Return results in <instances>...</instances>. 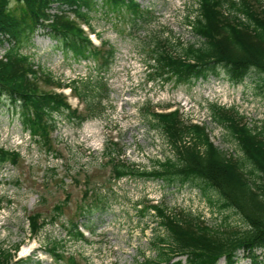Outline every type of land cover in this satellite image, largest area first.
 I'll return each instance as SVG.
<instances>
[{
  "label": "rangeland",
  "instance_id": "374dc122",
  "mask_svg": "<svg viewBox=\"0 0 264 264\" xmlns=\"http://www.w3.org/2000/svg\"><path fill=\"white\" fill-rule=\"evenodd\" d=\"M138 3L150 11L148 22L140 20L138 28L126 10L118 14L100 6L89 12V23L104 43L100 48L114 49V57L102 72L97 66L104 60L96 61L97 66L92 60L78 62L44 29H36L30 39L22 37L21 53L57 80L69 83L91 78L93 90L98 89L96 79L104 83L95 91L104 99L101 117L78 127L68 119V113L56 115L54 153L30 138L12 102L0 98V148L21 153L16 166L5 164L0 170V248L20 247L19 257H28L30 264H69L71 255L78 264H138L146 257L153 258L152 242L156 234L164 231L154 212L141 217V211L149 205L164 206L172 213H191L215 229L243 227L233 209L222 207L223 201L214 189L204 192L196 183L181 186L162 180L112 177L104 156L111 141L123 150L124 161L143 169H152L156 161L172 157L163 137L150 128L141 113L145 104L160 112L169 105L170 110L180 108L186 120L204 124L211 141L235 157L241 156L238 147L211 119L207 106L218 103L235 107L250 124L264 123L263 74L252 71L236 84L220 66L218 75L207 80L176 85L159 70L152 53L158 39L169 38L175 45L178 40L200 44L185 22L188 11L196 7L195 0ZM22 11V4L10 0L13 16L20 17ZM56 11L58 6L51 12ZM8 47V42L0 44V58ZM173 49L176 53V47ZM68 100L73 108L82 109L83 103L74 96ZM83 208L85 213L81 214ZM37 215L47 225L38 236L31 237L28 218ZM76 223L85 231V240L70 236ZM54 244L58 252H65V260L51 255ZM237 261L264 264V254L259 251L252 257L239 252ZM218 264H226L225 259Z\"/></svg>",
  "mask_w": 264,
  "mask_h": 264
},
{
  "label": "trees",
  "instance_id": "16d2710c",
  "mask_svg": "<svg viewBox=\"0 0 264 264\" xmlns=\"http://www.w3.org/2000/svg\"><path fill=\"white\" fill-rule=\"evenodd\" d=\"M17 1L23 5L20 17L11 14L10 0H0V42L10 43L0 60V98L12 102L23 130L33 141L52 151L50 134L56 128L55 115L67 112L68 118L78 120V125L100 117L103 99L95 91L104 83L96 79L95 90L91 88V78L63 84L45 69H35L34 61L20 51L22 37L30 39L36 29H44L78 62L92 60L97 66L96 61L104 60L97 66L102 72L114 57V51L93 48L70 13L89 22V12L100 6L106 12L118 14L126 10L134 27L138 26L137 21L148 22L150 14L140 8L137 0ZM195 3L185 22L200 44L178 40L175 45L165 38L158 39L152 50L167 80H174L177 85L207 80L218 75L220 66L236 84L252 71L264 75V0H195ZM54 6H58V11L52 13ZM67 85L85 102L84 114L72 110L62 93L51 90ZM207 108L211 119L236 144L240 157L219 149L211 141L207 127L186 120L180 110L157 112L149 104L140 108L141 113L150 128L163 137L172 157L156 161L152 169H143L124 161L123 150L113 141L107 145L104 156L114 179L144 178L181 186L196 183L204 192L214 189L223 201L222 207L233 209L241 217L243 227L215 229L191 213H172L164 206L149 205L141 211V217L154 212L164 232L156 234L152 242L150 250L155 256L138 264H218L221 259L226 264H237L239 252L252 257L259 251L264 254V123L250 124L235 107L211 103ZM20 158L19 152L0 148V168L5 164L16 166ZM39 218L40 215L28 218L33 235L47 225L39 223ZM69 234L83 239L75 225ZM19 248H0V264H30L29 259H16ZM50 250L53 257L66 259L65 252H58L56 244ZM67 260L69 264H78L72 255Z\"/></svg>",
  "mask_w": 264,
  "mask_h": 264
},
{
  "label": "bare ground",
  "instance_id": "6f19581e",
  "mask_svg": "<svg viewBox=\"0 0 264 264\" xmlns=\"http://www.w3.org/2000/svg\"><path fill=\"white\" fill-rule=\"evenodd\" d=\"M4 42H7V40H4V41H2V42H0V43H4ZM10 48V45H9V47H8V49Z\"/></svg>",
  "mask_w": 264,
  "mask_h": 264
}]
</instances>
